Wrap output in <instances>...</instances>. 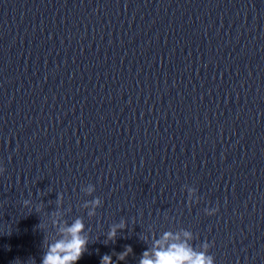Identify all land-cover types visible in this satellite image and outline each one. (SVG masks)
Masks as SVG:
<instances>
[{
	"label": "water",
	"instance_id": "95a60500",
	"mask_svg": "<svg viewBox=\"0 0 264 264\" xmlns=\"http://www.w3.org/2000/svg\"><path fill=\"white\" fill-rule=\"evenodd\" d=\"M0 163V264H40L57 194L89 231L76 264L179 228L264 264V0H0Z\"/></svg>",
	"mask_w": 264,
	"mask_h": 264
},
{
	"label": "clouds",
	"instance_id": "9594fccd",
	"mask_svg": "<svg viewBox=\"0 0 264 264\" xmlns=\"http://www.w3.org/2000/svg\"><path fill=\"white\" fill-rule=\"evenodd\" d=\"M3 164L0 163V172H3ZM189 200H198L197 189L190 185H183ZM81 191L85 195H91L95 191V185L88 183L81 186ZM63 196L57 194L56 208L47 213L51 228L54 232H47L48 224L40 221L38 227L44 229V252L40 264H76L82 254L87 250L89 242V231L86 229L84 219L76 216L69 222L64 219L62 210ZM102 200L99 196H93L90 200H84L80 207L87 209L86 215L93 217L96 209L100 207ZM22 205L31 207L29 199H23ZM40 210V205L36 206ZM218 208L205 207L206 215H214ZM127 222L121 218L118 222L109 225L105 234L104 243L115 242L119 230L126 227ZM140 239L148 246L141 253L138 264H216L215 257L209 252L210 243L202 241L198 246L193 244L194 234L190 229L179 228L177 230H164L158 234L149 232L140 235ZM132 251L130 245H126L124 250L117 253V260L124 258ZM19 264V262H17ZM26 264H34V260L29 259ZM100 264H116L109 254H104L100 258Z\"/></svg>",
	"mask_w": 264,
	"mask_h": 264
}]
</instances>
